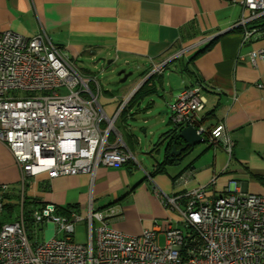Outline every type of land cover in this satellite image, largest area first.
Returning <instances> with one entry per match:
<instances>
[{
    "label": "crops",
    "instance_id": "obj_1",
    "mask_svg": "<svg viewBox=\"0 0 264 264\" xmlns=\"http://www.w3.org/2000/svg\"><path fill=\"white\" fill-rule=\"evenodd\" d=\"M241 1L0 0V32L10 29L30 36L44 31L67 59L104 54L111 56V61L133 65L142 81L152 75L149 96L158 90L165 93L159 79L163 70L152 74L153 66L163 62L168 65L181 58L178 71L182 85L170 92L171 99L184 87L202 85L206 97L204 126L215 132L221 125L233 142L229 156L219 144H207L206 149L193 150L174 165L169 161L171 157L164 161L165 138L170 136L165 133L174 125L153 132L154 138L144 144L149 161L141 160L129 145L132 134H121L115 127L133 159L119 168L98 166L92 177L85 172L53 178L46 172L27 176L21 197L32 199L34 209L52 203L56 213L65 216L72 211L84 214L89 208L103 210L113 206L119 214L110 219L112 228L136 235L157 223L158 242L162 244L160 229L166 219L175 224L177 213L163 207L156 188L171 195L216 177L211 186L212 196L225 193L230 180L242 192L264 194V59L256 57L252 61L249 56L252 50H264V36L257 32L242 41V30L236 27L242 12ZM260 22L263 20L255 23ZM209 42L207 50L195 55ZM154 76L157 77L153 79ZM99 98L105 113L112 115L120 101L114 97ZM152 101H141L126 112L150 113ZM166 111L169 113L167 109L162 113ZM181 174H186L185 182L176 181ZM23 183L19 167L0 142V185L7 184L12 189ZM41 228L42 240L61 236L55 234L52 223H43ZM88 236L86 222L77 223L73 240L86 243Z\"/></svg>",
    "mask_w": 264,
    "mask_h": 264
},
{
    "label": "built area",
    "instance_id": "obj_2",
    "mask_svg": "<svg viewBox=\"0 0 264 264\" xmlns=\"http://www.w3.org/2000/svg\"><path fill=\"white\" fill-rule=\"evenodd\" d=\"M240 4L236 27L242 41L257 32L264 36V24L255 23L264 16V0ZM249 56L264 59V50ZM164 63L153 66L152 74L160 73ZM99 96L96 77L82 76L44 31L30 36L0 32V142L19 167L21 183L43 172L50 178L81 172L92 177L98 166L119 168L133 159L114 126L131 95L112 115L105 113ZM205 105L202 85L184 87L168 105L170 119L194 127L207 144H219L229 156L233 142L223 127L210 132L204 126ZM186 179L181 174L176 181ZM215 180L171 195L155 189L163 207L177 213L175 224L166 219L160 229L162 244L157 223L136 235L112 228L109 221L119 214L113 206L65 216L52 203L33 209L30 217L35 224L52 223L61 236L32 244L20 207L18 219L0 226V264H264V194L242 192L230 180L225 193L212 196ZM7 188L0 185L1 191ZM82 221L89 232L86 243L73 240Z\"/></svg>",
    "mask_w": 264,
    "mask_h": 264
},
{
    "label": "rangeland",
    "instance_id": "obj_3",
    "mask_svg": "<svg viewBox=\"0 0 264 264\" xmlns=\"http://www.w3.org/2000/svg\"><path fill=\"white\" fill-rule=\"evenodd\" d=\"M111 59V56L98 54L95 56L90 55L89 57L85 56L83 59L80 57V59L77 60L70 58L68 59V63L71 64L82 76L96 77L100 86L101 94L99 97H114L116 100L123 102L132 88L142 81L143 77L138 74L135 66L125 65L115 60L111 61ZM166 65L167 62L164 63L163 75L159 78L165 93L162 94V90H158L157 93L152 94L151 96L147 95L142 99V102L145 103L149 102V100H153L150 103V113H144L140 110H137V112H125V114L118 116L114 123L119 133L132 134V142L129 143V145L131 148L133 147L135 149L140 155L141 160L144 161H149V157L144 150V144L154 138L155 132L174 125L170 121V114L167 111L162 113V111L166 109L169 111L168 105L173 102V99H171L169 94L170 92H175L182 85L180 78L181 72L178 71L182 66V59H175L167 66ZM120 69L131 71V74L122 82L120 81L122 75L117 74ZM87 73L89 75H86ZM156 77L157 76H154L153 79ZM168 83H170V85ZM89 84L91 87L93 86V82H90ZM12 93H18V91H12ZM162 95H165L168 103L165 102L166 100H163ZM99 97L98 100L100 99ZM120 102L118 104H120ZM161 120H164V122L161 123ZM144 128L146 129L145 132H143ZM154 143H156V137ZM206 148L207 143L203 142L196 145L193 152H199ZM17 192H19L18 195H20L21 200V186L17 188ZM19 209L20 203L17 206V211H19ZM26 228L32 244L33 242L40 241L44 238V231L38 230L39 226L35 225L32 221L26 222Z\"/></svg>",
    "mask_w": 264,
    "mask_h": 264
},
{
    "label": "trees",
    "instance_id": "obj_4",
    "mask_svg": "<svg viewBox=\"0 0 264 264\" xmlns=\"http://www.w3.org/2000/svg\"><path fill=\"white\" fill-rule=\"evenodd\" d=\"M258 20H263V22H261V23L264 24V16L260 17ZM210 44H211V42H209L208 44L203 46L201 49H199L196 52L195 55H197L198 53H200L202 51L207 50L208 47L210 46ZM146 72L147 71L143 72L142 76L145 75ZM151 77H152V75H150L146 80H144V82L140 85V87L131 95V97L128 99V101L123 106V108L120 112V115L125 114V112L127 111L128 108L135 106V105L137 106L139 104V102H141L145 96H147V95L149 96L152 93L151 89L149 88ZM180 127H181V125L174 124L173 129L169 133L168 132L165 133V136L173 134L174 131ZM169 161H172V159H170ZM20 186H21V191H22L24 183ZM17 188L18 187H13L12 189L8 188L9 190L7 189L5 191L0 190V198L3 201V210L0 212V226L3 223L12 222V221L18 219L20 209H19V211H17V206L19 205V203H20V207L22 209V215L25 219V222L32 221V219L30 217V213L34 208L31 207L32 204L27 202L24 199V197H22V203H21L20 195H18L19 192H17ZM61 213L65 214L64 212H61ZM35 225L39 226L38 230H42V228H41L42 224H35ZM26 230H27V228H26ZM28 238H29V236H28Z\"/></svg>",
    "mask_w": 264,
    "mask_h": 264
},
{
    "label": "water",
    "instance_id": "obj_5",
    "mask_svg": "<svg viewBox=\"0 0 264 264\" xmlns=\"http://www.w3.org/2000/svg\"><path fill=\"white\" fill-rule=\"evenodd\" d=\"M117 74L122 75L120 78V81L122 82L128 75L131 74V71L120 69ZM143 82L144 81L138 83V85H136L131 91L130 95H132ZM165 139H167V142L165 144L166 154L164 155V161L166 158L171 157L174 165L185 159L194 150L196 145L205 142L204 138L197 134L192 126H182L176 129L172 135Z\"/></svg>",
    "mask_w": 264,
    "mask_h": 264
}]
</instances>
